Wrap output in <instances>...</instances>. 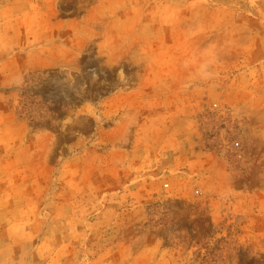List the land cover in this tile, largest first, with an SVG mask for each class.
Wrapping results in <instances>:
<instances>
[{
    "label": "rangeland",
    "instance_id": "1",
    "mask_svg": "<svg viewBox=\"0 0 264 264\" xmlns=\"http://www.w3.org/2000/svg\"><path fill=\"white\" fill-rule=\"evenodd\" d=\"M0 264H264V0H0Z\"/></svg>",
    "mask_w": 264,
    "mask_h": 264
}]
</instances>
